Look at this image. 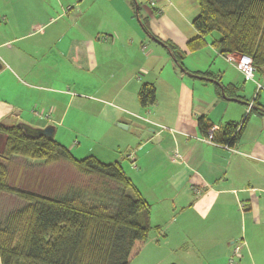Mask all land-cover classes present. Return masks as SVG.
<instances>
[{"label":"crops","instance_id":"obj_1","mask_svg":"<svg viewBox=\"0 0 264 264\" xmlns=\"http://www.w3.org/2000/svg\"><path fill=\"white\" fill-rule=\"evenodd\" d=\"M149 2L153 6L142 3L138 13L157 40L145 32L128 0H65L58 13L54 0H0V120L37 128L58 125L67 117L65 86H74L78 96L71 93L68 102L83 107L91 100L106 110L109 106L113 110L103 113L104 122L134 126L136 141L128 145L126 159L99 158L121 161L144 197L155 193L157 184L164 185L159 192L165 196L160 200L168 201L167 220L158 214L153 224L155 203L145 197L151 203L153 226L160 229L174 211L172 220L195 234L199 245L203 241L199 249L208 252L205 260L210 264H227L237 244L242 246L239 264H264V102L257 100L261 92L249 99L239 93L238 82L224 81L220 61L227 59L213 39L189 50L188 42L198 35L192 23L200 11L196 0ZM63 15L67 20L62 25ZM165 42L184 52L181 63L186 70ZM195 53L198 60L187 65L184 57ZM205 71L218 80L197 73ZM63 72L66 79L56 77ZM217 81L232 85L235 95L225 97ZM145 83L156 90V102L148 107L138 98ZM251 101L245 119L246 108L240 104ZM39 104H48L55 114L33 112ZM201 120L211 127L203 130ZM243 121L233 145L217 142L214 136L228 123ZM3 141L0 138V149ZM192 218L200 223L192 225ZM197 226L203 232L193 233Z\"/></svg>","mask_w":264,"mask_h":264},{"label":"trees","instance_id":"obj_2","mask_svg":"<svg viewBox=\"0 0 264 264\" xmlns=\"http://www.w3.org/2000/svg\"><path fill=\"white\" fill-rule=\"evenodd\" d=\"M196 1L200 11L192 23L198 35L188 42L189 50L203 47L207 36L217 32L212 44L220 54L250 55L256 73L264 77V0ZM132 3L136 10V4ZM142 22L150 33L148 21L142 19ZM165 44L186 70L181 63L184 52L170 42ZM197 73L203 78L218 80L210 71ZM218 86L225 97L235 95L232 85L219 82ZM138 98L143 107L155 104V86L143 84ZM244 122L228 123L215 139L233 145ZM200 124L203 130L211 127L204 120ZM32 130L0 120V134L5 136L0 149V192L26 202L8 212L0 223V264H129L141 251L154 226L151 203L127 174L122 162H106L94 154L77 158L55 137ZM18 155L43 159L45 163L67 161L78 173L97 176L104 184L105 180L110 181L116 189L104 187L87 192L85 188H72L67 194L53 196L17 187L10 182L8 164Z\"/></svg>","mask_w":264,"mask_h":264},{"label":"rangeland","instance_id":"obj_3","mask_svg":"<svg viewBox=\"0 0 264 264\" xmlns=\"http://www.w3.org/2000/svg\"><path fill=\"white\" fill-rule=\"evenodd\" d=\"M128 1L130 4L133 1L134 3L137 1L138 5L143 3V6L145 5L149 8L153 6L149 0ZM54 4L57 8L56 13H58L61 10L58 7L65 4V0H54ZM66 20L67 18L63 15V17L59 19V23L63 25V22ZM216 36H218L217 32L208 35L207 38L212 41V39ZM147 40L149 41L150 39L147 38ZM197 55L198 53H195V55L193 54L188 57H184V61L187 65L191 66L192 61L198 60ZM199 58L203 59V55L199 56ZM220 62L222 64V68H225L226 70V77L224 78V81L238 82V91H241L239 92L240 94L242 93L249 99L256 98V83L253 80L245 81L246 79L244 75L237 70L238 68L233 65V63H229L227 60H222ZM58 76H63V78L66 79L67 73H59L56 77ZM256 79L264 83V77H261L257 73ZM54 84L55 86H60L58 81H55ZM65 88L67 93V117L62 121V123L53 125L55 127V139L72 149L71 151L73 155L77 158L94 154L98 157H104V160L116 158L126 159L125 155L128 152V145L136 141L133 136L134 126L131 128H124L111 119L108 121L110 123L104 122L103 113L112 111L113 109L111 107L108 106V108H110L109 110L102 109L91 100H87L83 107L76 106L75 104H72L71 101L68 102V97L76 94L74 93L76 88L72 85L65 86ZM76 96H78V94H76ZM257 100L264 102V91H261ZM250 104H252L251 108H249ZM253 104L254 101H251L248 105L243 103L240 104V106L243 105V107L246 108V112L243 114V117L246 118L249 111L253 108ZM33 110H35L33 112H38L41 116H53V114H55L53 112L52 114L50 113L51 108L48 104L44 106L39 104L37 108H34ZM250 115L252 116L253 112H251ZM55 117L58 118V115ZM0 138L5 140V136L3 134H0ZM8 166L10 171V182L12 185L47 195L62 196L67 194V191L72 188H85L87 192L102 189L104 187L111 190L116 189V185L114 183L105 180L106 183L104 184V180L97 176L82 175L78 173L70 163L63 160L55 163H45L43 159H33L18 155L11 159ZM129 173L131 176L136 175V172L131 169H129ZM163 187L164 185L157 184L155 186V193L154 191L153 194L151 192H145V194L147 193L145 197L149 201H153L155 203L153 224L158 222V214H160L162 219L167 220L168 218L166 212L169 206L167 203L168 201L167 199L160 200L165 197L159 192L163 189ZM164 195L166 194L164 193ZM25 204V201H22V199H19L15 195L0 192V223L4 221L8 212L16 210ZM170 214L173 216L174 211H170ZM172 216L171 221L165 223L160 227V229L155 226L152 228L141 251L129 264H168L172 262H176L177 264H210V262L205 260L207 257L206 253L208 254V252L203 254L199 249L203 241L199 245L197 241L200 242V240H196L195 234H191L187 230L184 232V228L180 227L179 220H172L175 219ZM190 223L192 225H196L200 222H198L196 218H192L190 219ZM201 229L202 228L197 226L193 233L199 232ZM198 237L203 240H207L206 237H200V235ZM208 249L210 250L211 248ZM234 249L235 247L227 255V264H239L240 262V255H236ZM230 258L233 260L232 262H229Z\"/></svg>","mask_w":264,"mask_h":264},{"label":"built area","instance_id":"obj_4","mask_svg":"<svg viewBox=\"0 0 264 264\" xmlns=\"http://www.w3.org/2000/svg\"><path fill=\"white\" fill-rule=\"evenodd\" d=\"M224 57L227 59L228 62L233 63L238 70L244 75L246 80H253L256 83V94H258L261 91H264V83L256 79V70L253 64V58L250 55L247 54H241V53H228L224 55ZM252 107V104L249 105V108ZM213 131L211 130L209 136L207 137V140L212 141L213 140ZM241 244H237L235 246L234 252L236 255L240 254L241 251ZM233 260L230 258L229 262H232Z\"/></svg>","mask_w":264,"mask_h":264},{"label":"water","instance_id":"obj_5","mask_svg":"<svg viewBox=\"0 0 264 264\" xmlns=\"http://www.w3.org/2000/svg\"><path fill=\"white\" fill-rule=\"evenodd\" d=\"M135 4H136V14L138 16V19H139L141 25L143 26V22H142L141 18L139 17V13H138L139 12L138 2L136 1ZM143 28H144V26H143ZM144 30H145V28H144ZM145 32L150 37H152L154 40H157V38H155L153 35H151L148 31L145 30ZM18 124L19 125H24L25 128H26V130H29V129L32 130V129H34L32 131H34V132H36L38 134H44V135H46L48 137H54V135H55V127L53 125H48V126H46L44 128H37V127H33V126H30V125L25 124V123H22V122L21 123H18ZM118 125L121 126V127H124V128H127L128 127L127 125H124V124H121V123H119ZM31 127H33V128H31Z\"/></svg>","mask_w":264,"mask_h":264}]
</instances>
